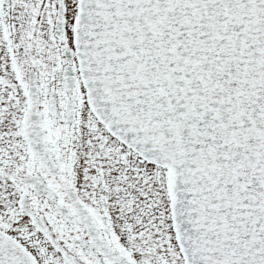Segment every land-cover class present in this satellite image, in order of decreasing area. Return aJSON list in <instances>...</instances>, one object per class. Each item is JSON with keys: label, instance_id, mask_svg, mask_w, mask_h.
I'll return each mask as SVG.
<instances>
[{"label": "snow or ice", "instance_id": "1", "mask_svg": "<svg viewBox=\"0 0 264 264\" xmlns=\"http://www.w3.org/2000/svg\"><path fill=\"white\" fill-rule=\"evenodd\" d=\"M0 264H264V0H0Z\"/></svg>", "mask_w": 264, "mask_h": 264}]
</instances>
